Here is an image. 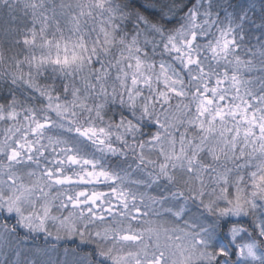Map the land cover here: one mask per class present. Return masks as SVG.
I'll return each instance as SVG.
<instances>
[{"label":"snow or ice","instance_id":"6c2138e0","mask_svg":"<svg viewBox=\"0 0 264 264\" xmlns=\"http://www.w3.org/2000/svg\"><path fill=\"white\" fill-rule=\"evenodd\" d=\"M0 264H264V0H0Z\"/></svg>","mask_w":264,"mask_h":264}]
</instances>
